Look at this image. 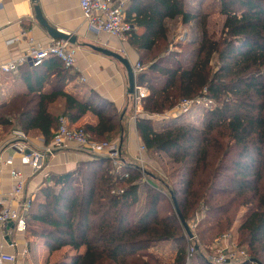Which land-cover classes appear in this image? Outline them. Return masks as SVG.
I'll return each mask as SVG.
<instances>
[{
  "label": "trees",
  "instance_id": "1",
  "mask_svg": "<svg viewBox=\"0 0 264 264\" xmlns=\"http://www.w3.org/2000/svg\"><path fill=\"white\" fill-rule=\"evenodd\" d=\"M204 1L194 0L199 7L190 0L128 1L126 18L134 26L129 43L145 67L137 82L150 92L145 112L163 114L183 98L206 96L213 104L171 118H137L146 151L168 156L164 177L144 181L138 164L114 170L110 158L97 155L73 171L51 174L26 219L27 233L44 239L51 253L73 250L54 264H165L151 248L168 244L176 247L171 264H188L190 241L172 195L187 222L204 215L195 243L211 242L238 221L239 247L264 264V0H215L226 17L216 38L207 27L210 12L200 7ZM177 18L185 24L199 19L202 35L167 53L168 21ZM10 75L12 84L0 85V140L20 128L50 143L61 116L73 126L88 112L98 123L77 127L92 139L122 135V114L112 102L93 89L66 91L79 73L59 58ZM195 111L203 114L202 123L188 118ZM198 259L209 264L198 251L190 264Z\"/></svg>",
  "mask_w": 264,
  "mask_h": 264
},
{
  "label": "crops",
  "instance_id": "2",
  "mask_svg": "<svg viewBox=\"0 0 264 264\" xmlns=\"http://www.w3.org/2000/svg\"><path fill=\"white\" fill-rule=\"evenodd\" d=\"M0 1L2 4L0 9V67L2 64L20 57L28 49L27 37L23 36L22 39L20 38L23 31L34 37L35 44L38 46H46L53 42L54 39L36 20L35 7L39 5L44 18L51 26L55 27L59 32L71 33L78 38L76 44L78 48L77 67L75 70L79 75L76 81L66 86V91H74L83 95L93 89L100 96L112 102L123 115L124 129L121 135L123 139L122 160H126V163L139 164L138 161L147 163L148 156L142 153L141 146L143 142L134 119V109L133 105H131L132 103H130L131 98L128 97L127 93L128 76L125 67L116 59L88 46V44H92L120 53L123 47L126 51V43L124 44L105 33L92 31L84 19L80 0ZM17 37L20 39L15 40ZM130 50V59L135 65L139 60V55L134 48L130 47ZM26 65L31 66V64L27 63L20 68ZM8 74L0 69V81ZM87 123L96 125L98 117L88 112L73 126H82ZM2 132L3 129L0 126V133ZM11 134L12 130L4 133L2 140H0V195L11 192L14 185V180L10 175V167L5 162L9 157H13L15 165L27 175L25 195L32 198L36 197L43 186L51 182V174L73 171L82 161L91 158V155L85 153L76 145H72L67 149L56 151L54 155H47L44 171L38 174H31L30 167L21 165L20 155L11 148ZM43 139V136L31 137L30 143L34 147H39ZM0 249L17 257L15 263L8 262L6 264L35 262V264H54L62 261L64 253H74L70 247H64L51 253L41 238L18 233L9 226V223L0 226ZM28 249L31 252L25 257L24 251ZM52 258H55L54 261H51Z\"/></svg>",
  "mask_w": 264,
  "mask_h": 264
},
{
  "label": "built area",
  "instance_id": "3",
  "mask_svg": "<svg viewBox=\"0 0 264 264\" xmlns=\"http://www.w3.org/2000/svg\"><path fill=\"white\" fill-rule=\"evenodd\" d=\"M129 0H80V7L85 21L92 31L105 33L121 42H127L134 26L127 21L126 7ZM2 7L0 1V9ZM27 37L28 49L20 57L1 65L0 69L4 73H16L21 66L29 63L32 66H40L50 57L59 58L67 68L76 69L78 48L66 40H56L46 46L35 44L34 37L29 36L26 31L22 32L20 38ZM186 35L176 37L182 40ZM16 38L15 40H19ZM14 40V41H15ZM141 63L134 65L135 74L143 70ZM149 89L145 85L136 82L133 99L134 119L143 115H149L143 107L144 99L149 96ZM212 105L213 101L206 96L196 98H183L171 110L161 114L164 118L176 117L190 111L194 106ZM156 117L159 115H149ZM59 127L54 131L50 143L43 139L41 146L34 147L30 143L29 136L20 128L12 130L13 148L20 155V163L31 169V174H38L46 167V156L54 155L56 151L64 150L72 145H76L89 155H97L110 158L113 162L123 165L122 148L119 140L99 141L92 139L82 128L72 126L67 117L61 116ZM145 150V146H141ZM10 167V175L14 180L13 189L5 195H0V226L9 222L14 223V230L21 234L27 233V215L31 208L32 197L25 195L27 175L15 165L13 157L5 160ZM194 239V238H192ZM196 246L190 245L188 248V263ZM198 251V250H197ZM205 259L213 264H242L251 257L245 249L238 245L236 237L232 233H224L218 239L214 247L209 251L200 250ZM28 250L24 251L27 257ZM17 257L0 249V264L8 262L15 263ZM254 264V263H250Z\"/></svg>",
  "mask_w": 264,
  "mask_h": 264
},
{
  "label": "rangeland",
  "instance_id": "4",
  "mask_svg": "<svg viewBox=\"0 0 264 264\" xmlns=\"http://www.w3.org/2000/svg\"><path fill=\"white\" fill-rule=\"evenodd\" d=\"M214 1L215 0H205L202 5L200 4V7L204 11L210 12L209 17H208V20H207V27H208V30L210 31V33L216 38V37H219L221 35V33H222V30H223V27H224V23H225L226 17H225V15H223V14L220 13V11H219V5L217 3H214ZM190 3L193 4L194 3V0H190ZM194 6L199 7V5L197 3H194ZM168 25H169V36H170L171 42H170V45L168 47L167 53H171V51H180V50H182L183 49L182 47L176 46L177 43H179V42L185 43L187 40L191 39L192 37H194V38L197 37L196 39H200L201 38L202 30H201V27H200V20L199 19H196L195 21H192V22H190L188 24H185V23L182 22V20L180 18H177V19L169 20L168 21ZM184 34L186 36L182 40H180V39L179 40H176V37L183 36ZM53 41H56V40H53ZM122 43H124V44L126 43L125 45H126V47L128 49L126 48V51H125V48L123 47V49H122V51L120 53L130 59L131 58L130 57L131 56L130 47H132V46L129 43V38H128V41L127 42H122ZM73 45H75V44H73ZM75 46L77 47V45H75ZM160 51H162V50L161 49H157L154 52V54L157 56V55H159ZM154 54H152L150 56H153ZM138 62H139V60L136 62V64ZM133 67H134V65H133ZM143 69H145V67ZM137 75L138 74H136V82H137ZM13 77H14L13 75L4 77L0 81V85H2V86L11 85L12 84V81L14 80ZM133 95H129L128 97L131 98ZM132 102H133V99L132 100L130 99V103H132ZM131 105H133V104H131ZM120 114H121V112H120ZM201 115H203V114L200 113V112H198V111H195V112H193L191 114V116H188V118L193 119L194 121H197L198 123L199 122L202 123V121H201ZM156 117L157 118H164V117H162L161 114H159V116H156ZM135 120H137V119H135ZM11 130L12 129L8 130V132L11 131ZM115 139L116 140H119L121 142V148H122V141H123V139L121 138V136L119 134L118 135H114L109 140H115ZM142 153H145L148 156L147 163L145 161H141V162L138 161V163H139L138 165H139L140 170L142 172L143 180L144 181H148L149 179L154 178L153 176H155V175H159L161 177H164V175H163L164 174L163 169L164 170L165 169L166 170L167 169L169 170L171 168V164H170V162L168 160V156L167 155L164 154V155H159V156L151 157V155L146 151V149L145 150H142ZM91 157H92V155H91ZM121 160H122V158H121ZM122 162L124 164V163H126V160L125 161L122 160ZM112 163H113V166H114V170H117V169L121 168V166H122L121 164L115 163L113 161H112ZM124 176L125 177H128L129 174L128 173L127 174H124ZM149 181H151V180H149ZM156 183L158 184V182H156ZM115 191H118V190H115ZM173 204L174 203L172 202V205ZM203 216L204 215H202V214H198V216L196 217L195 220L192 219L191 221L188 222L189 223V226H190V228L192 230V233H193V236L192 237H190L188 235L187 231L184 228V231L186 233V236H187V238L190 241L189 244L190 245L191 244L192 245L195 244L196 251L198 250V252L201 249L204 250V251H209V249L211 247H214L215 246V244L217 242V239L222 235L221 234L219 236H215V238H213L212 241H211L212 243L210 242V239L209 240H206L204 242H201V244L199 243L200 245L197 242L195 243L194 241L197 240V236L195 235V232L197 233V230H196L197 221L200 220L201 217H203ZM238 225H239V222L237 221L235 223L234 227L230 231L226 232V233H232V234H234L235 237H236L237 242H238V239H239V234L237 233ZM26 234L28 235V233H26ZM192 238H194V239H192ZM42 240L44 241V239H42ZM205 243H209V244L211 243V244L208 245L207 247H205ZM44 245H45V242H44ZM189 246H188V248H189ZM151 249H152L151 251L154 252L158 257H160L165 264H171L174 261V258L176 256V252H175L176 247L174 248V246H172V244L166 245L163 249L162 248H159V249H153V248H151ZM190 258H192V256ZM54 259L55 258H52L51 261H54ZM47 262H50V261H47ZM50 263H52V262H50ZM188 264H190V260H189V263ZM196 264H201L200 261H199V259L197 260V263Z\"/></svg>",
  "mask_w": 264,
  "mask_h": 264
},
{
  "label": "water",
  "instance_id": "5",
  "mask_svg": "<svg viewBox=\"0 0 264 264\" xmlns=\"http://www.w3.org/2000/svg\"><path fill=\"white\" fill-rule=\"evenodd\" d=\"M34 2H37L38 0H33ZM35 11H36V20L38 21V23L43 26L46 31L48 32V34L54 39V40H66L71 42L72 44H77V36L71 33H63V32H59L55 27L51 26L49 24V22L44 18L43 13L39 7V5H37L35 7ZM89 47H91L92 49L101 52L109 57H112L114 59H116L117 61H119L126 69L127 71V76H128V95H133L135 93V86H136V74L134 71V67H133V63L131 62V60L124 56L123 54L116 52V51H112L110 49H106L103 47H98L92 44H88ZM123 117V115L121 116V118ZM172 199H173V203L176 209V213L181 221V224L183 225V227L185 228V230L187 231L188 235L190 237L193 236L192 230L189 226V223L186 221V219L184 218L180 207L178 205V201L175 198L174 195H172ZM9 226L14 228V223L13 222H9ZM198 248V247H197ZM209 264H213L211 262H208ZM250 263H254V264H262L260 262V260H258L257 258H250L249 260H247L246 262L242 263V264H250Z\"/></svg>",
  "mask_w": 264,
  "mask_h": 264
}]
</instances>
